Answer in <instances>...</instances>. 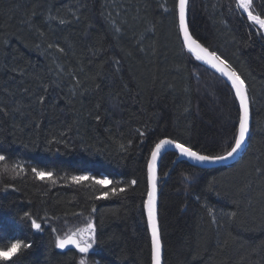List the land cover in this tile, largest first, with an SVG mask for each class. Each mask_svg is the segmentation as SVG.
<instances>
[{
  "label": "trees",
  "instance_id": "obj_1",
  "mask_svg": "<svg viewBox=\"0 0 264 264\" xmlns=\"http://www.w3.org/2000/svg\"><path fill=\"white\" fill-rule=\"evenodd\" d=\"M235 1L190 0L189 21L245 80L251 137L227 166L164 154V264H264V35ZM254 3L264 16V0ZM239 115L233 87L184 46L177 0H0V247L31 245L0 264H153L145 203L155 145L169 137L225 154ZM113 187L124 191L99 198ZM90 221L95 249L56 246Z\"/></svg>",
  "mask_w": 264,
  "mask_h": 264
},
{
  "label": "snow or ice",
  "instance_id": "obj_2",
  "mask_svg": "<svg viewBox=\"0 0 264 264\" xmlns=\"http://www.w3.org/2000/svg\"><path fill=\"white\" fill-rule=\"evenodd\" d=\"M237 3L239 7L243 8L247 12V18L253 21L254 24L258 25L261 30H264V16L253 13V0H237ZM186 6L187 0H179L180 26L183 29L184 39L189 47V50L196 53L197 59L206 60L221 74L226 76L228 80L231 81V85L235 89V95L239 99V135L235 138L234 147H232L231 151L227 153V156H232L245 143V137L249 131L250 101L247 88L245 86V81L241 79L240 75L234 69H230L227 61L221 59L214 52H209L206 48H204L191 37L185 21ZM169 144L175 145V147L180 150L181 154L198 161H219L226 158L224 156L201 155L199 152L193 151L191 147H186L184 144L177 143L173 140L165 139L156 144L155 149L152 153V165L150 167L152 189L148 193L147 200L148 220L151 225V242L154 264H161L162 249L160 230L156 216L155 161L159 156L161 149L164 148L165 145ZM5 159L6 157L0 154V161H3ZM32 171L41 180L51 179L53 175L51 172H45L42 170L38 171L37 169H32ZM71 179L78 184L91 179L95 184L100 185L101 187L113 183V181L108 179L107 177L98 179L95 176H72ZM131 183L135 184L136 181L133 180ZM118 191L122 192L124 191V189H117L113 187L111 188L110 193L109 191H104L99 198L106 199L108 198L109 194L116 195ZM25 216H29V214L25 213ZM31 225L32 227L41 230V225L35 220H32ZM97 244L98 240L96 235V225L91 221L88 222L85 227L79 228L75 232H72L70 235H66L63 238L57 237L56 240V246L58 248L65 249L69 246H74L80 253L83 254L89 253L90 249H93V246ZM30 246V244H26L23 240L16 239L10 242L6 247H0V261L10 260L12 259V257H15L22 250V248H29ZM80 264H87L86 259H81Z\"/></svg>",
  "mask_w": 264,
  "mask_h": 264
},
{
  "label": "water",
  "instance_id": "obj_3",
  "mask_svg": "<svg viewBox=\"0 0 264 264\" xmlns=\"http://www.w3.org/2000/svg\"><path fill=\"white\" fill-rule=\"evenodd\" d=\"M188 2H189V0H187V6H188ZM187 6H186V13H185V21H186V24H187V27H188V30H189V33H190L191 37L194 40H196L200 45H202L204 48H206L209 52H214L213 50H211L210 48H208L207 46H205L203 43H201V41H199L193 35L192 31L190 30L189 23H188V17H187ZM243 12L247 15V12L244 9H243ZM179 25H180V17H179ZM180 30H181V33H182V37H183L184 44H185L186 48L189 50V47H188V45H187V43H186V41L184 39V32H183V29L181 28V26H180ZM261 31H262V33L264 35V30H261ZM190 52L197 59L196 53L195 52H192V51H190ZM214 53L217 56H219L221 59L227 61L224 57H222L217 52H214ZM198 60L200 62L206 64L208 67H210L211 69H213L217 73H219L221 76H223L225 78V80L231 85V81L228 80V78L226 76H224L223 74H221L210 63H208L206 60H201V59H198ZM228 65L230 66V69H234L240 75V73L229 62H228ZM240 77H241V79H243V77L241 75H240ZM245 86L247 88L248 97H249V101H250L249 131H248V134L245 137V143L241 146V148L239 150H237L236 153H234L232 156H227V153H226V154L222 155V156H224L226 158L223 159V160H219V161H198V160H194V159H192V158H190V157H188L186 155L181 154L180 150L177 149L175 147V145L169 144V145H165L164 148L161 149L160 154H159V156L157 157V159L155 161V175H156V216H157L158 226H159V230H160V238H161V245H162V249H161V264H164V260H165V247H164V243H163V240H162L161 227H160V219H159V217H160V213H159L160 193H161L160 192L161 191V189H160V181L161 180H159V168H160L161 159L164 156V154H166L168 151H175L177 153V158H176V160L174 162V165H176L178 162H180L182 160H186V161L190 162L191 164H193L195 166H198V167H201V168H213V167H219V166H222V165H230V164H233V163L237 162L242 157L243 153L245 152V150H246V148H247V146L249 144V140H250V137H251V131H252V125H253L252 98H251V95L249 93V90H248V87H247L246 82H245ZM234 91H235V89H234ZM238 135H239V132H238ZM165 139H167V140H173L172 138H169V137L163 138L162 140H165ZM173 141H176V140H173ZM176 142L177 143H180V144H183V143L178 142V141H176ZM185 146L186 147H189L187 145H185ZM154 149H155V147H154ZM154 149H153V151H154ZM153 151H152V153H153ZM193 151L199 152V151H197L195 149H193ZM199 153L201 155H207V154H203L201 152H199ZM207 156H210V155H207ZM151 165H152V154H151L150 163H149V190H148V193L152 189V179H151V173H150V167H151ZM147 200H148V195H147ZM147 200H146V203H145V208H146V214H147V219H148ZM148 224H149V229H150V233H151V225L149 223V220H148ZM72 248H75V247L74 246H69V247H67V248H65L63 250H68V249H72ZM153 264H154V260H153Z\"/></svg>",
  "mask_w": 264,
  "mask_h": 264
},
{
  "label": "bare ground",
  "instance_id": "obj_4",
  "mask_svg": "<svg viewBox=\"0 0 264 264\" xmlns=\"http://www.w3.org/2000/svg\"><path fill=\"white\" fill-rule=\"evenodd\" d=\"M190 1V0H189ZM235 3H236V5H237V7H238V9L240 10V12H241V14L242 15H244V16H246V18H247V15L243 12V8H241V7H239L238 6V3H237V0L235 1ZM254 5H255V3H254V0H253V5H252V11H253V13L254 14H258V15H261V14H259L258 12H256L255 11V9H254ZM179 0H177V14H178V20H179ZM262 16V15H261ZM187 17H188V23H189V27H190V21H189V2H188V6H187ZM248 19V18H247ZM248 21H250L252 24H254V22L253 21H251V20H249L248 19ZM260 31H261V29L259 28V26L258 25H256V24H254ZM179 29H180V25H179ZM190 30H191V27H190ZM261 33H262V31H261ZM180 34H181V38H182V41H183V37H182V33H181V30H180ZM263 34V33H262ZM199 40V39H198ZM200 41V40H199ZM183 43H184V41H183ZM202 43V42H201ZM204 44V43H203ZM205 45V44H204ZM184 46H185V44H184ZM206 46V45H205ZM186 47V46H185ZM209 48V47H208ZM187 49V48H186ZM188 50V49H187ZM189 51V50H188ZM190 52V51H189ZM191 53V52H190ZM225 79V78H224ZM253 126V125H252ZM234 147V146H233ZM196 150V149H195ZM198 151V150H197ZM230 151V150H229ZM228 151V152H229ZM200 152V151H199ZM227 152V153H228ZM202 153V152H201ZM203 154H205V153H203ZM226 154V153H225ZM208 155V154H207ZM222 155H224V154H221V155H215V156H222ZM210 156H212V155H210ZM149 163H150V161H149ZM231 165V164H230ZM222 166H227V165H222ZM148 178H149V165H148ZM159 180H161L162 181V179L159 177ZM161 181H160V183H161ZM148 195V194H147ZM146 200H147V198H146ZM36 229V228H35ZM94 248L93 249H95V245L93 246ZM72 249H76V248H72ZM60 250H63V249H60ZM69 250V249H68ZM77 250V249H76ZM90 250H92V249H90ZM164 262H165V260H164Z\"/></svg>",
  "mask_w": 264,
  "mask_h": 264
},
{
  "label": "rangeland",
  "instance_id": "obj_5",
  "mask_svg": "<svg viewBox=\"0 0 264 264\" xmlns=\"http://www.w3.org/2000/svg\"><path fill=\"white\" fill-rule=\"evenodd\" d=\"M83 227H85V226H83ZM83 227H82V228H83ZM93 248H94V247H93Z\"/></svg>",
  "mask_w": 264,
  "mask_h": 264
}]
</instances>
